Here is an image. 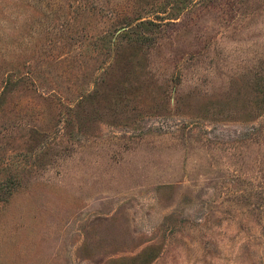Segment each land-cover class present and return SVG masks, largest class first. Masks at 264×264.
I'll return each mask as SVG.
<instances>
[{
  "label": "rangeland",
  "instance_id": "1",
  "mask_svg": "<svg viewBox=\"0 0 264 264\" xmlns=\"http://www.w3.org/2000/svg\"><path fill=\"white\" fill-rule=\"evenodd\" d=\"M179 2L0 0V264H264V0Z\"/></svg>",
  "mask_w": 264,
  "mask_h": 264
},
{
  "label": "trees",
  "instance_id": "2",
  "mask_svg": "<svg viewBox=\"0 0 264 264\" xmlns=\"http://www.w3.org/2000/svg\"><path fill=\"white\" fill-rule=\"evenodd\" d=\"M189 2H191V0H180L179 5L176 8L175 16L181 14V12L187 8ZM172 15H174V14H172ZM171 20H173V19L172 18H166V19H161V22L163 23L165 21H171ZM159 25H161V24H160V22L158 23V21H156V22L153 20L146 21V20H142V19H137L136 24H135L136 27L159 26ZM129 27H132V25H129ZM126 35H127V33H126ZM142 38H145V37L142 36Z\"/></svg>",
  "mask_w": 264,
  "mask_h": 264
}]
</instances>
